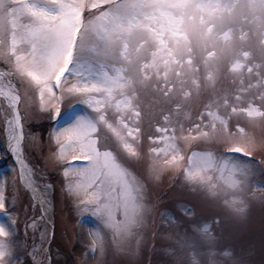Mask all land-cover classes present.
Wrapping results in <instances>:
<instances>
[{
    "label": "snow or ice",
    "instance_id": "obj_1",
    "mask_svg": "<svg viewBox=\"0 0 264 264\" xmlns=\"http://www.w3.org/2000/svg\"><path fill=\"white\" fill-rule=\"evenodd\" d=\"M0 63V159L10 155L21 180L34 175L25 144L47 131L61 193L99 225L85 257L103 256L108 233L116 242L143 226L145 181L166 168L209 191L264 193V166L237 155L264 148L241 126L264 124V0H0ZM8 186L0 180V264H52L55 222L39 245L20 240ZM52 190L44 185L40 220Z\"/></svg>",
    "mask_w": 264,
    "mask_h": 264
},
{
    "label": "rangeland",
    "instance_id": "obj_2",
    "mask_svg": "<svg viewBox=\"0 0 264 264\" xmlns=\"http://www.w3.org/2000/svg\"><path fill=\"white\" fill-rule=\"evenodd\" d=\"M3 67L0 63V68ZM36 102L39 103L38 96ZM4 105V97L0 96V108ZM159 119L163 123V118ZM49 123L44 121L45 130ZM241 126L258 145L264 144V124L252 125L242 120ZM57 150L54 143H49L47 131L38 147L29 148L25 144L27 163L34 173L30 177L26 175L25 180L19 178L18 167L10 171L14 165L10 155L0 159V180H7L9 185L5 194L16 203L18 238L26 240L30 247L34 241L39 245L45 224L52 229V222H55L54 234L47 241L52 264H80L85 259L86 264H148L149 259L153 264H264V193L256 188L234 194L223 186L209 191L186 183L172 168L164 169L155 183L145 181L149 186L148 203L152 207L144 217L143 226L134 235L116 242L108 233L103 256L97 251L94 256L85 257L92 239L86 234L87 230L98 229L99 225L92 216L73 206L67 192L61 193L63 168L50 159L51 153ZM4 152L5 145L0 138V154ZM254 152L262 156L260 162L252 159V152V157H240L264 166L261 163L264 162V148L257 147ZM147 163L150 161L146 160L145 168L136 169L134 175L145 179L143 172ZM29 178L33 181L31 186L27 184ZM13 180L15 192L11 187ZM46 183L53 185L52 204L48 207L50 224L46 214L45 220L39 219L40 199L32 191L34 186L43 195ZM233 200L237 203L233 204ZM186 207L194 211L185 215L183 209ZM162 213L169 214V218L175 217L178 222H166L161 218ZM4 219L0 215V222ZM32 219L37 220V226L26 232L25 222L30 223ZM216 219H219L218 224L214 222ZM205 224H210L208 232L203 231Z\"/></svg>",
    "mask_w": 264,
    "mask_h": 264
},
{
    "label": "bare ground",
    "instance_id": "obj_3",
    "mask_svg": "<svg viewBox=\"0 0 264 264\" xmlns=\"http://www.w3.org/2000/svg\"><path fill=\"white\" fill-rule=\"evenodd\" d=\"M32 187H34V186H32ZM32 191H33L34 195L37 196L41 200L42 194L40 193V191L38 189H37V191L32 189ZM49 214H50L49 212L46 213V215L48 217L49 224H50L51 223V218H50Z\"/></svg>",
    "mask_w": 264,
    "mask_h": 264
}]
</instances>
